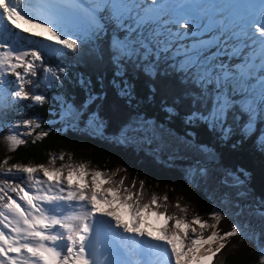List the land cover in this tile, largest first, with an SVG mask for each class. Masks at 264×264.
<instances>
[{"label": "snow or ice", "instance_id": "6c2138e0", "mask_svg": "<svg viewBox=\"0 0 264 264\" xmlns=\"http://www.w3.org/2000/svg\"><path fill=\"white\" fill-rule=\"evenodd\" d=\"M109 27L114 33L108 47L112 82L121 78V95L131 96L132 86L124 79L129 68L154 78L163 65L183 77L189 98L202 105L187 114L186 123H204L226 141L236 132L230 114L233 121L237 116L244 121L239 126L243 137L252 133L254 117L264 120V0H92L87 6L83 0H0V107L25 101L30 102L25 107H42L50 100L39 89L66 74L62 66L45 64L39 48H26L28 37L58 46L51 51L79 55L86 43L107 36ZM42 74L46 85L36 79ZM81 84L91 82L82 79ZM98 98L89 92L79 106L68 105L66 98L61 104L66 119L84 118ZM164 110L176 114L174 106ZM87 115L97 128L103 126L97 112ZM21 127L28 131H15ZM42 127L36 118L17 120L4 137L7 149L16 150L27 142L24 135ZM126 127L134 131L139 125ZM48 134L42 130L36 139ZM260 146L264 149V140ZM57 158L64 155L50 154L49 164ZM196 172L206 170L197 167ZM124 179L115 186L106 173L84 164L55 168L9 166L7 158L0 162V264H212L227 240L242 232L235 223L230 231L219 230L222 211L210 212L215 223L209 224L199 214L189 221L185 215H168L166 208L159 211L156 195L140 204L143 181L133 192L123 187ZM105 183L111 186L102 188ZM234 183L243 185L239 177ZM117 202L130 210L129 220L112 207ZM176 207L188 212L179 203ZM146 211L162 219L163 227L148 230ZM254 212L264 218V202ZM207 229L211 232L205 236ZM258 264H264V252Z\"/></svg>", "mask_w": 264, "mask_h": 264}, {"label": "trees", "instance_id": "16d2710c", "mask_svg": "<svg viewBox=\"0 0 264 264\" xmlns=\"http://www.w3.org/2000/svg\"><path fill=\"white\" fill-rule=\"evenodd\" d=\"M113 34L111 30L101 40L86 43L79 55L67 50L60 55L41 51L45 64L54 68L62 66L66 69V74L62 75L59 83L39 89L49 97L50 103H45L42 107H25L24 105L30 103L25 101L15 103L11 108L0 107V162L7 158L9 166L19 163L33 166L43 164L49 167L50 154L59 157L62 153L64 159L57 158L52 167L60 168L61 164H84L89 171L99 170L106 173L112 178L115 186H119L121 178H125L123 187H128L133 192L140 189V182L143 181L140 204L150 203L152 196L156 195L161 205L159 211L163 212L166 208L168 215H185L188 220L199 214L209 224L215 223L209 219V213L215 211L213 203L218 199L208 195L207 192H213L208 185L201 187L191 179L190 174L182 170V167H186L184 162L161 157L158 152L153 153L152 148L147 149L148 146L138 147L135 144V147L120 142L119 137L127 130L126 126L142 118L141 122H157L178 135L186 133L192 135L198 145L208 147L210 153L217 156L218 169L234 173L242 182L249 180V190L254 194L253 200H259L252 204L254 212L264 202V149L260 146V141L264 140V120L254 117L252 133L243 137L239 132V126L244 121L239 116L233 121L230 114L228 122L233 125L236 132L226 141L220 138L218 130H212L204 123L199 121L193 124L186 123L187 114L195 109H201L202 105L189 98L190 86L183 77L163 65L154 78L142 71L129 68L124 79L132 86L131 96L121 95L119 90L121 78H115V84L112 82L115 70L108 54L109 37ZM36 79L42 85H46L43 74ZM82 79L90 81V86H83ZM153 88L155 91H152ZM31 90L37 91L35 88ZM89 92L99 98L90 105L87 113L97 112L104 122L99 128L111 133L114 139L97 136L98 128L94 124L93 127L90 125L92 119L87 113L84 118L77 114L71 120L62 115L63 111L67 110L66 107H61L66 98L68 105L74 103L79 106ZM191 95L194 96L195 92H191ZM167 106H174L176 114L169 116L164 110ZM29 118L40 120L43 127L36 129L32 135H24L22 138L27 142L19 145L16 150H8L4 137L9 134V127L17 120ZM246 119L245 117L244 120ZM147 123L139 125L136 130L139 132L140 128L141 134L152 136L146 128ZM42 130H49L48 136L36 139V133ZM15 131L27 132L28 129L21 127ZM64 173H67L66 168ZM133 181L135 188H132ZM105 185L111 186L106 183ZM231 185L233 184L228 183L226 188L235 190L229 193L240 192L241 188ZM226 191L225 189L224 196L232 198ZM12 195L15 198L14 194ZM165 195L168 197L167 201L164 200ZM238 200L233 202L237 205L236 212L245 213L246 207ZM177 203L181 207H187L188 212L181 213L176 207ZM117 204L121 206L118 202ZM152 209L156 210V206L153 205ZM223 214L224 218L218 225L219 230L230 231L235 222L228 212ZM256 215L261 218L259 212H256ZM244 217V221L250 225L260 223L258 217H248L247 213ZM250 227L242 226L240 235L229 238L225 248L213 258L212 264H258L263 250L262 246L256 244L255 232L251 235L249 232V236H245Z\"/></svg>", "mask_w": 264, "mask_h": 264}, {"label": "rangeland", "instance_id": "374dc122", "mask_svg": "<svg viewBox=\"0 0 264 264\" xmlns=\"http://www.w3.org/2000/svg\"><path fill=\"white\" fill-rule=\"evenodd\" d=\"M29 38V42L33 43V44H37V46H39V48H42L43 50L46 51V53H61L60 52H54L51 51V48H55L58 47L56 46L54 43H50L48 41L42 40L40 38H32V37H28ZM62 115L64 117H66L67 115V110L63 111ZM88 120V119H87ZM142 118H138L137 120L133 121V123H131L130 125H144L147 122H141ZM86 122V120H85ZM84 122V123H85ZM91 126L93 127V123L90 122ZM129 125V126H130ZM146 128L148 129V131L150 132V135L152 136H145L142 133V129H139L138 133H134V131H129V128H127V130L125 132H128V136H125V132H123L121 134V136L119 137L120 139L123 138V141L125 142L126 145H135L137 144L138 147H145L148 146L147 149H153V153L160 155L161 157L164 158H168L169 160H173V161H182L185 163L186 167H182V170H184L187 174L191 175V179L193 181H195V183H199V185H201V187H204L206 185H208L209 189L213 192L212 193H208V195L211 197H216L217 202L213 203V206H215V211H222L223 213L228 212L230 218L236 223L239 220V225L244 226V227H250V231H247V233H245V236H249V232L250 235L252 233L255 232V234L258 235L257 231L260 230V233L258 236H261L264 238V230L262 231L261 226L264 225V218H259L256 215V212H253V202L259 201L257 200H253V193L249 190V180H246L245 182L243 181V185L238 186L234 183V180L236 178L235 174L233 173H229V172H223L220 169L217 168V156L215 155V160L211 159V155L212 153H210L208 147H204V146H200L196 143V140L194 137H192V135L186 133V134H180L178 135L175 132H172L170 130H168L167 126L161 125L157 122L154 121H149L146 125ZM99 129V128H98ZM105 132V131H104ZM98 131H97V136H99L100 138H104V139H111L110 135L111 133H107V131L105 133L99 134L98 135ZM130 133H133L132 135H129ZM124 139H127L126 141ZM153 139V140H151ZM140 140V142L138 141ZM136 147V145H135ZM160 151V152H159ZM208 154V156L210 157L207 158L206 155ZM199 162V164L197 163ZM188 164V165H187ZM198 164V166H197ZM215 164V165H213ZM193 165L205 169L206 172L204 174H200L198 172H195V169H197V167H192ZM54 165H51L49 167H52ZM67 173H65L66 175ZM229 174H232L231 176ZM37 175L42 176V174L38 173ZM221 176V177H220ZM220 177V178H219ZM89 183L91 181V177H87L86 178ZM76 181H74L75 183ZM233 184L231 186H234L236 188H241V190H239L240 192H236V193H229V191H234L235 189L233 188H226L227 184ZM223 184H225V186H223ZM109 187L108 185L103 184L102 188H107ZM225 189L227 190L226 192L232 196L231 197H225ZM224 196V197H223ZM223 197V198H222ZM238 200V202H240L241 204H243L246 208L245 209V213H241L243 216L241 217L239 214V209L236 212L237 209V205L234 204L233 202L235 200ZM232 202H231V201ZM233 204L235 209L233 208ZM248 204V206H247ZM251 204V206H250ZM231 205V206H230ZM122 207H126L121 205ZM105 207H107V205H105ZM112 207L117 211V213L121 216L122 219L124 220H129L131 218L130 216V210L126 207L125 209L129 212V213H125L124 215V211H120V209H122V207H120V205H118L117 203H114L112 205ZM120 208V209H118ZM240 208V205H239ZM251 208V209H248ZM248 214V217L254 218V217H258L257 220L260 221V223L256 226L255 223H253L252 225H250L249 223H247L245 220V214ZM144 217L146 218V223L148 224V222L150 224H152L156 229V228H160L163 227V220L157 218L154 215H151L150 211H146L144 214ZM126 216V217H125ZM238 216V217H237ZM190 221V219H189ZM174 222L173 221H169V227L172 226ZM195 227H197V229H199V226L196 225ZM149 230V229H148ZM152 231V230H150ZM211 232V229H207L204 232V235L207 236L209 235ZM155 234V232H154ZM260 246H262V249L264 251L263 248V244H262V240L260 239L259 242H257ZM207 247V245H205V248ZM205 264H207V262H205Z\"/></svg>", "mask_w": 264, "mask_h": 264}, {"label": "water", "instance_id": "95a60500", "mask_svg": "<svg viewBox=\"0 0 264 264\" xmlns=\"http://www.w3.org/2000/svg\"><path fill=\"white\" fill-rule=\"evenodd\" d=\"M97 131L99 132L98 135H99V134H102V133H105L101 128L97 129ZM110 137H111L112 139H114V136H113L112 134L110 135ZM120 142L123 143V144H125V142L123 141V139H120ZM207 158L210 159V157L208 156V154H207ZM211 159H214V160H215V155H214V154L211 155ZM241 213H242V212H239L240 216L242 217L243 215H242ZM237 217H238V216H237ZM236 224L239 225V220L236 222ZM240 227H241V225H240Z\"/></svg>", "mask_w": 264, "mask_h": 264}, {"label": "flooded vegetation", "instance_id": "af4514ba", "mask_svg": "<svg viewBox=\"0 0 264 264\" xmlns=\"http://www.w3.org/2000/svg\"><path fill=\"white\" fill-rule=\"evenodd\" d=\"M259 223V222H258ZM258 225V224H257ZM256 225V226H257ZM252 228V227H251ZM261 228H262V231L264 230V225L263 226H261ZM257 233H258V235H259V233H260V230L259 231H257ZM257 234L255 235V237H256V244L259 246V244L257 243V242H259V240L261 239L262 240V244L264 245V238L263 237H261L260 236V238H259V236H258ZM263 248H264V246H263ZM261 249H262V247H261ZM264 252V251H263Z\"/></svg>", "mask_w": 264, "mask_h": 264}, {"label": "clouds", "instance_id": "9594fccd", "mask_svg": "<svg viewBox=\"0 0 264 264\" xmlns=\"http://www.w3.org/2000/svg\"><path fill=\"white\" fill-rule=\"evenodd\" d=\"M104 131V130H103ZM134 133H138L137 130L134 131ZM133 133H130L129 135H132ZM126 137V136H124ZM123 139V138H122ZM125 140V139H124Z\"/></svg>", "mask_w": 264, "mask_h": 264}]
</instances>
